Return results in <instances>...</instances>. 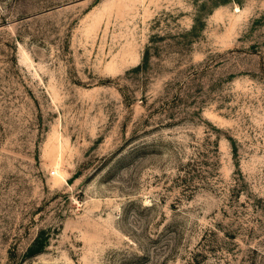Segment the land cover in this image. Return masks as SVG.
<instances>
[{
  "label": "rangeland",
  "instance_id": "obj_1",
  "mask_svg": "<svg viewBox=\"0 0 264 264\" xmlns=\"http://www.w3.org/2000/svg\"><path fill=\"white\" fill-rule=\"evenodd\" d=\"M0 264H264V0H0Z\"/></svg>",
  "mask_w": 264,
  "mask_h": 264
}]
</instances>
